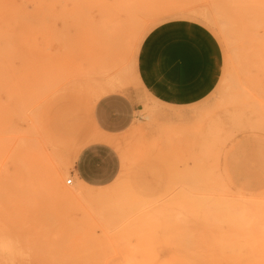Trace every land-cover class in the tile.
<instances>
[{
	"label": "rangeland",
	"instance_id": "rangeland-1",
	"mask_svg": "<svg viewBox=\"0 0 264 264\" xmlns=\"http://www.w3.org/2000/svg\"><path fill=\"white\" fill-rule=\"evenodd\" d=\"M180 14L220 45L213 90L185 106L144 92L128 126L100 129L97 103L138 87L142 37ZM14 25L0 52V264L264 262V0H33Z\"/></svg>",
	"mask_w": 264,
	"mask_h": 264
},
{
	"label": "crops",
	"instance_id": "crops-1",
	"mask_svg": "<svg viewBox=\"0 0 264 264\" xmlns=\"http://www.w3.org/2000/svg\"><path fill=\"white\" fill-rule=\"evenodd\" d=\"M191 24V30L180 33L174 44L165 45L158 35L149 43L146 34L142 37L138 56L142 54L136 64L138 87L128 88L127 96H110L97 103L95 123L100 129L121 130L128 126L142 109L144 92L160 103L185 106L201 101L213 90L223 64L221 48L203 23ZM92 151L88 149L82 155L83 167ZM82 177L96 184L107 179L103 171H85Z\"/></svg>",
	"mask_w": 264,
	"mask_h": 264
},
{
	"label": "bare ground",
	"instance_id": "bare-ground-1",
	"mask_svg": "<svg viewBox=\"0 0 264 264\" xmlns=\"http://www.w3.org/2000/svg\"><path fill=\"white\" fill-rule=\"evenodd\" d=\"M25 2L32 3L33 0H14L13 2L10 0L0 1V52L4 50L6 47V43H5L6 35L12 36L14 33H16V26L15 25L12 26V22H14L19 15V5ZM180 16L181 18L179 16L178 17L169 16V18L165 20H161L160 22L154 24L153 26L151 25L148 31L145 33L147 35V43L151 41V38L158 35L163 38L162 41L165 45L169 43L174 44L175 39L179 36L180 33L189 32L192 26L191 22L186 18H182L185 17L183 14H180ZM109 34H110L109 29H107V32L104 27L98 29V34H96V42H95L97 45H95L96 50L94 54L98 53V48L105 46L104 43L106 42V40L104 39H107ZM112 45H114V43ZM10 47L13 48L12 41L10 42ZM138 50H139V45L137 47V51H135V56L132 59V64L130 67L131 75L136 80H137L136 64L142 54L140 53L138 56ZM67 180L70 179H66V182ZM18 256H20L19 264H57L52 260H46L40 256L38 257L35 256L33 257V259H28L25 253L23 254L19 253ZM261 264H264V262H262Z\"/></svg>",
	"mask_w": 264,
	"mask_h": 264
},
{
	"label": "built area",
	"instance_id": "built-area-1",
	"mask_svg": "<svg viewBox=\"0 0 264 264\" xmlns=\"http://www.w3.org/2000/svg\"><path fill=\"white\" fill-rule=\"evenodd\" d=\"M70 182V180H67V182L66 183H69Z\"/></svg>",
	"mask_w": 264,
	"mask_h": 264
}]
</instances>
